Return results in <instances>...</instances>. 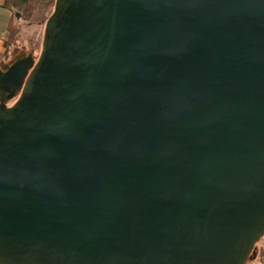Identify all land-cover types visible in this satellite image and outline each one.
<instances>
[{
	"label": "water",
	"instance_id": "1",
	"mask_svg": "<svg viewBox=\"0 0 264 264\" xmlns=\"http://www.w3.org/2000/svg\"><path fill=\"white\" fill-rule=\"evenodd\" d=\"M262 238L264 0H56L39 61L0 65V264H246Z\"/></svg>",
	"mask_w": 264,
	"mask_h": 264
},
{
	"label": "rangeland",
	"instance_id": "2",
	"mask_svg": "<svg viewBox=\"0 0 264 264\" xmlns=\"http://www.w3.org/2000/svg\"><path fill=\"white\" fill-rule=\"evenodd\" d=\"M56 1V0H55ZM55 4L47 11L37 13L28 22H20L16 15L15 21H17V27H19V34L16 39V43L12 46L9 52L4 53L0 56V65L11 66L17 60L23 56H33L36 62L39 61L40 56L43 51V42L45 36V28L48 19L54 12ZM19 96H16L7 103H12L18 101ZM256 256L251 257V259L246 264H264L262 253L264 252V238L260 240L255 246Z\"/></svg>",
	"mask_w": 264,
	"mask_h": 264
},
{
	"label": "trees",
	"instance_id": "3",
	"mask_svg": "<svg viewBox=\"0 0 264 264\" xmlns=\"http://www.w3.org/2000/svg\"><path fill=\"white\" fill-rule=\"evenodd\" d=\"M55 0H4L2 7L11 10L14 13L12 26L9 28V38L5 41L6 50H9L15 43L19 34V27L15 21L16 15L23 21L28 22L36 13L47 11L54 6ZM18 18V17H17ZM264 257V252L262 253Z\"/></svg>",
	"mask_w": 264,
	"mask_h": 264
},
{
	"label": "crops",
	"instance_id": "4",
	"mask_svg": "<svg viewBox=\"0 0 264 264\" xmlns=\"http://www.w3.org/2000/svg\"><path fill=\"white\" fill-rule=\"evenodd\" d=\"M3 3L4 0H0V56L4 53L6 54V52H9V50L12 48L11 47L9 50H6L5 41L9 38V27L12 26L14 20V13L11 10L2 7ZM18 19L20 22H22L19 17Z\"/></svg>",
	"mask_w": 264,
	"mask_h": 264
},
{
	"label": "flooded vegetation",
	"instance_id": "5",
	"mask_svg": "<svg viewBox=\"0 0 264 264\" xmlns=\"http://www.w3.org/2000/svg\"><path fill=\"white\" fill-rule=\"evenodd\" d=\"M24 57H27V56H24Z\"/></svg>",
	"mask_w": 264,
	"mask_h": 264
}]
</instances>
